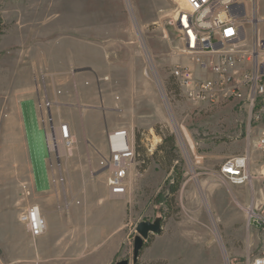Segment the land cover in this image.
Returning <instances> with one entry per match:
<instances>
[{
	"label": "rangeland",
	"instance_id": "rangeland-1",
	"mask_svg": "<svg viewBox=\"0 0 264 264\" xmlns=\"http://www.w3.org/2000/svg\"><path fill=\"white\" fill-rule=\"evenodd\" d=\"M185 9L184 0H0V67L11 68L20 47L16 29L23 28L31 45L46 50L45 73L69 95L49 96L56 98L51 118L39 108L43 96H0V264H54L36 253L37 239L19 215L33 204L46 209L83 203L79 193L85 188L95 200L107 194L106 177L97 170L112 127L133 135L137 155L127 194L105 204L121 203L123 211V243L112 264H134L136 227L157 218L163 219L162 231L144 242L136 264L258 262L262 236L247 228L244 211L256 195L251 185L221 177L224 164L247 150L251 174L260 168L248 112L238 101L212 107L178 94L171 71L188 58L172 21ZM251 18L245 28L249 46L256 29L264 38V0L256 1ZM81 92L86 96H76ZM69 113L74 147L67 156L60 140L51 148L47 136H58L54 119H68ZM167 139V149L154 157ZM166 152L174 154L171 166ZM58 160L65 165L66 195L53 185ZM253 187L263 189V181L254 179Z\"/></svg>",
	"mask_w": 264,
	"mask_h": 264
},
{
	"label": "built area",
	"instance_id": "built-area-1",
	"mask_svg": "<svg viewBox=\"0 0 264 264\" xmlns=\"http://www.w3.org/2000/svg\"><path fill=\"white\" fill-rule=\"evenodd\" d=\"M184 1L186 9L177 11L172 23L179 33V50L188 63L178 64L171 71L174 85L180 96L194 104L216 107L238 101L246 107L248 136L260 168L256 176L251 174L253 159L247 150L224 164L221 177L231 185H251L256 195L244 211L247 228L257 229L262 236V254L256 264H264V187L258 191L253 187L254 179L262 180L264 186V38H260L256 29L253 44L249 46L245 29L253 22L251 15L257 0ZM40 79L44 81L45 75ZM53 103L45 99L39 108L50 110ZM57 129L56 137L65 153L72 155L74 137L70 125L60 123ZM136 156L134 138L128 130L107 133V155L99 162L97 172L106 177L110 199L127 194L128 177ZM55 182H65L61 165ZM19 221L35 240L47 231L39 205L27 207L19 215Z\"/></svg>",
	"mask_w": 264,
	"mask_h": 264
},
{
	"label": "crops",
	"instance_id": "crops-1",
	"mask_svg": "<svg viewBox=\"0 0 264 264\" xmlns=\"http://www.w3.org/2000/svg\"><path fill=\"white\" fill-rule=\"evenodd\" d=\"M16 36V43L20 47L15 48L16 53L11 57V68L7 70L0 67V96H36L37 98L43 96V99L52 102L56 101V98L50 100L49 96H69L58 91L53 74L45 73L44 69L48 66L45 48L31 45L28 31L23 28L16 29ZM0 51L3 52L4 47L0 48ZM55 62L57 65L61 64L59 58H56ZM42 74L45 75V79L40 83L38 81ZM76 96H86V94L81 92L80 95L76 93ZM67 109L70 111V108ZM39 113L42 118L41 112ZM45 113L49 118L53 116V105ZM70 113L68 116L71 117L68 119H54L57 128L60 123H68L73 130L75 120ZM80 118L83 122L82 114ZM114 130L115 128L112 127L108 132ZM57 162L59 163V160ZM60 164L64 171L65 182L64 184L53 182V185L58 189L60 186L66 195V170L62 161ZM66 164L68 167L72 165L68 160ZM79 195L83 203L72 201L64 203V207L52 206L46 209L40 206L46 219L47 231L44 236L37 239L36 253L52 260L54 264H112L123 243V238L120 236L122 229L120 218L123 215L121 203L118 202L119 205L114 208L106 207V202L114 201L108 197V190L107 194L97 200L87 188L82 189ZM117 211L120 215H117ZM51 234L55 237L53 241L48 239Z\"/></svg>",
	"mask_w": 264,
	"mask_h": 264
},
{
	"label": "water",
	"instance_id": "water-1",
	"mask_svg": "<svg viewBox=\"0 0 264 264\" xmlns=\"http://www.w3.org/2000/svg\"><path fill=\"white\" fill-rule=\"evenodd\" d=\"M162 218H157L154 222H141L137 225L136 231L138 235L134 240V253H133V263L138 262L141 250L144 247V242L149 238L151 234L157 235L162 231ZM116 264H130L129 261L123 260L117 262Z\"/></svg>",
	"mask_w": 264,
	"mask_h": 264
},
{
	"label": "trees",
	"instance_id": "trees-1",
	"mask_svg": "<svg viewBox=\"0 0 264 264\" xmlns=\"http://www.w3.org/2000/svg\"><path fill=\"white\" fill-rule=\"evenodd\" d=\"M169 141H170V143H171V149L172 150H174L175 149V145H174V138H173V136H169ZM168 143V139L167 140H165V142L161 145V146H159V148L157 149V151L154 153V157H156L157 156V154L159 153V151H164V150H166L167 148H166V144ZM166 155H167V158H168V161H169V163H170V166L172 165V163H173V160H174V154L173 153H168V152H166ZM169 155V156H168Z\"/></svg>",
	"mask_w": 264,
	"mask_h": 264
},
{
	"label": "bare ground",
	"instance_id": "bare-ground-1",
	"mask_svg": "<svg viewBox=\"0 0 264 264\" xmlns=\"http://www.w3.org/2000/svg\"><path fill=\"white\" fill-rule=\"evenodd\" d=\"M184 2H185V1H184ZM185 4H186V2H185ZM138 33H139V32H138ZM144 49H145V48H144ZM146 56H147L148 62H149V64H150V68L153 70V67H152V65H151L150 56H149V54L147 53V51H146ZM153 73H154V72H153ZM159 86H160V85H159ZM161 92H162V91H161ZM162 95H163V94H162ZM163 96H165V95H163ZM163 98H164V97H163ZM168 112H169V111H168ZM181 140H182V139H181ZM48 142L50 143V147L53 148V147H56V146H54V144L57 145V142H59V140H58L57 137L51 138V137L48 136ZM180 142H181V141H180ZM201 194H202V198H203L204 204H205V206L207 207V204H206V202H205V199H204L203 193L201 192ZM215 233H216V237H217L218 241L220 242V238H219L217 232H215Z\"/></svg>",
	"mask_w": 264,
	"mask_h": 264
}]
</instances>
